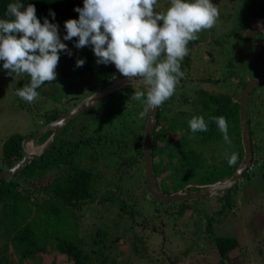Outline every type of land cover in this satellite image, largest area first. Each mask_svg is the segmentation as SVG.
Segmentation results:
<instances>
[{"label":"trees","instance_id":"obj_1","mask_svg":"<svg viewBox=\"0 0 264 264\" xmlns=\"http://www.w3.org/2000/svg\"><path fill=\"white\" fill-rule=\"evenodd\" d=\"M9 2L12 0H0V17L4 16L5 6ZM166 2L169 4V0ZM27 3L35 6L38 19L48 17L51 22L53 18L48 13L49 9L53 10L62 42L74 45L76 37L63 41V22L68 18H78L74 7L80 6L79 0H25L22 9ZM253 11L256 14L253 25L240 36V40L264 43V0H254ZM215 29L212 28V31ZM216 38H207L208 42L204 40L207 48L211 49V57L217 54L220 46L225 45V42ZM201 41L197 37L188 42L189 52L180 62L184 75L175 86L173 95L158 107L152 160L157 186L164 193L201 190L218 181H226L237 170L244 156L239 100L242 89L252 78L237 80L232 79L231 74L215 76L212 73L214 68L209 72H196L194 64L197 62L194 63L193 54ZM79 49H73L75 54L71 56L63 53L65 73L74 71L77 58H84L83 66L87 65L89 57L77 54ZM205 51L209 52L207 49ZM211 57L201 56L197 59L209 61ZM105 69L101 82L91 93L123 76L113 66ZM23 75L28 84L30 77ZM46 84L47 82L37 89V99L31 103L26 102L28 105L25 106L30 109V105L35 104L39 98L44 97L46 100L48 94L43 90ZM258 85L249 95L248 116L253 157L243 177L251 169H255L257 163L263 169L264 177V110L256 108L253 96ZM137 86L143 90L142 85L126 84L89 105L66 124L45 152L18 170L14 176L0 178V239L4 240L0 248V264H16L12 253L18 264H25L29 259L34 263L44 264V256L37 257L40 252L45 255L58 252L65 255L72 264H118L122 239L132 240L133 252L142 263L180 264L179 255H166L163 246L155 252L151 248L150 239L153 232H161L166 239L167 229L164 227L184 215L190 217L195 224L204 220L206 234L205 239L196 235L199 241L192 238L182 253L187 255L192 249H196L203 254V246L200 244L203 242L218 257L216 264H234L236 256L232 253L241 247L239 237L234 234H215L214 225L223 212L236 205L235 197L241 179L221 195L170 202L155 199L147 185L142 149L149 110L141 116L140 113L144 110L143 98L137 101L132 96ZM107 97L112 99V103L115 101V104L110 110H106H115L117 118L112 121L114 123H108L106 129L101 122L94 123L97 129L93 132L89 120L84 121V117L79 116L94 110L96 105L101 106ZM82 99L84 98L73 99L67 106L60 107L55 103L50 108H44L40 112V123L34 129L9 134L1 145L0 170L10 168L21 160L23 138L36 134ZM193 116H203L207 124L206 132L190 131L188 120ZM212 116H223L228 123L231 144L235 146L238 156L237 162L231 166L227 163L228 158L208 160L209 149L223 139L215 122L210 119ZM87 132L89 134L85 135ZM51 134V130L46 131L35 140L44 144ZM160 135L176 137L178 143L174 146L171 142L166 146L167 164L156 161V138ZM111 167L118 168V175L114 181L106 180L111 189L99 196L102 173ZM169 168L172 169L173 176L168 173L161 175ZM167 178L170 182H167ZM209 197L219 201L221 205L212 214L207 213L205 203L211 199ZM112 206L117 209L114 213L116 216H106V210ZM107 220L112 223L108 225ZM183 232L176 231L181 235L180 238L185 239ZM259 241L262 242L259 244V252L262 254L264 237ZM160 254L164 257L161 260L157 258ZM50 264H58L56 258Z\"/></svg>","mask_w":264,"mask_h":264},{"label":"rangeland","instance_id":"obj_2","mask_svg":"<svg viewBox=\"0 0 264 264\" xmlns=\"http://www.w3.org/2000/svg\"><path fill=\"white\" fill-rule=\"evenodd\" d=\"M79 1L82 7L83 0ZM212 2L219 12L218 18L212 27L216 29L213 31L212 28L202 29L197 33V37L201 38L202 43L197 45V49L193 54L194 63L197 62L194 64L197 68L196 72H209L214 68L212 73L215 76L219 75L223 77L226 74H231V78L237 80L254 78L264 70V43L262 41L258 43L256 41L246 42L240 40V36H243L244 33L249 30L256 18V14L253 11L254 0H212ZM168 5L166 0H157L154 9L156 11H163ZM216 31L218 32L217 34L215 33ZM237 32H239V34H237ZM215 37H217V40L225 42V45L220 46L217 54L211 57V49L207 48L204 40L208 42V40H206L207 38ZM67 45L70 47L69 50L71 53L75 54L73 49L76 47L71 43H67ZM206 49L209 52H206ZM77 54L89 57V59H87V65L75 67L73 72L69 73L67 71L65 73L63 70L65 56L61 53L55 69L57 73L56 78L54 81L47 82L43 89L48 94L47 97L45 96L46 100H44V97L39 98L38 101L43 102L39 103L37 101L35 104L40 106L37 107L33 103L30 105V109L25 106L28 105L26 104L27 101L22 100L15 94L18 87L27 85L23 73L9 75L7 74V70L0 69V150L3 140H5L9 134L17 131L22 132L24 130L30 131L34 129L40 123V112H42L44 108H50L51 105L55 103H58L60 107L63 105L67 106L70 102L74 101L73 99L78 100L79 98L90 96L93 94L91 91L98 87L102 76L106 73L104 72V70L106 71L105 67L113 66L115 68L112 63L107 65L103 63L97 64L91 46L82 47ZM201 56L203 58L211 57V59L209 61L197 59ZM77 68L80 69L78 70ZM136 88L139 89V86ZM253 96L255 98L254 105H256V108L264 110V83L258 85L257 90L253 92ZM114 104L115 101L112 103V99L107 97L102 102L101 106L96 105L93 107L94 110H91L85 115L84 112L79 118L84 117V121L89 120L93 132L97 129L95 124H99L100 122L104 125L103 128L106 129L108 123H114L112 121L117 118L115 110L113 112L106 110L107 108L110 110ZM249 105L251 113L252 102ZM121 107L123 106L121 105ZM101 109H104V111ZM89 132H91V130ZM89 132L85 133V135L89 134ZM156 139L158 143L156 161L167 164L166 157L168 150L166 146L171 142H173L175 146L177 139L170 135H160ZM42 145V143L35 139L30 142V146L33 150H37ZM235 151L236 149L233 144L226 143L222 139L218 144L213 145V147L209 149L207 154L209 156L208 160L211 161V159L214 158L220 161L221 159L228 158V156ZM83 158L84 157H82V159ZM259 166L260 165L257 163L255 169H251L247 175L241 177L239 190L235 197L237 199L236 205L233 209H228L227 212H223L220 215L218 223L214 225L215 234H234L239 237L241 247L232 253L233 256H236L234 264H264V251L262 254L259 252V244H262L259 239L264 237V177L263 169L261 170ZM167 173L172 175V169L169 168L167 171L162 172L161 175H166ZM102 175L103 181L99 187V196L106 194L111 189L106 180L114 181L118 175V168H108ZM161 175H159V178ZM169 178L171 179V177ZM169 178H167V182H170ZM219 182L222 181H218L217 183ZM205 203L208 207V214H212L214 210L221 207L220 202L214 198H211ZM110 209L106 210V216H116L114 213L117 209L113 206L110 207ZM107 221L109 222L108 225L112 223L110 220ZM204 222V220H200L195 224L190 217L186 215L180 216L164 227L167 229L166 239L163 238L161 232H153L151 235L152 238L150 239L151 248L155 252H158L159 247L163 246L167 252L166 255L174 257L175 255H179L178 261L180 264H196V261L197 264H216L218 257L214 254L213 249L204 245L203 242H200L203 246V254L196 249H192L187 255L182 253V251L189 246L192 238L195 241L200 240H198L197 236L205 239L206 225ZM181 230L184 231L182 236L186 237L185 239L180 238L181 235L176 233V231L181 232ZM142 232L145 233L149 231ZM131 241L130 239L121 240L122 250L119 255L118 264H145L140 262L137 258V254L133 252ZM3 243L4 240L0 239V248L3 246ZM29 253L31 254L32 251H29ZM38 254V258L44 256V264H50L53 258H56L58 264L73 263L69 261L65 255L58 252L49 255H45V253L42 252ZM157 258L161 260L164 257L160 254ZM12 259L14 263L18 264L17 258H15L13 253ZM25 264L38 263H34L29 259Z\"/></svg>","mask_w":264,"mask_h":264},{"label":"clouds","instance_id":"obj_3","mask_svg":"<svg viewBox=\"0 0 264 264\" xmlns=\"http://www.w3.org/2000/svg\"><path fill=\"white\" fill-rule=\"evenodd\" d=\"M157 0H83L75 6L78 18H68L64 24L63 41L77 39L79 49L91 46L97 64L112 63L118 72L135 78L143 90L136 89L135 100L143 98L144 110L158 108L171 97L184 73L180 62L188 54L187 44L197 39L202 29L212 28L218 9L212 0H169L168 7L156 11ZM25 0H12L0 17V69L7 74L23 73L30 77L27 85L18 87L16 96L31 103L39 95L37 89L54 81L61 53L72 55L58 35L55 13L37 18L35 6ZM160 22V23H158ZM19 33V35H17ZM84 58H77L82 67ZM226 143H231L228 123L223 116L210 117ZM191 132H206L203 116L188 120ZM237 153L228 156L229 166L237 162Z\"/></svg>","mask_w":264,"mask_h":264},{"label":"water","instance_id":"obj_4","mask_svg":"<svg viewBox=\"0 0 264 264\" xmlns=\"http://www.w3.org/2000/svg\"><path fill=\"white\" fill-rule=\"evenodd\" d=\"M264 81V70L254 78L250 79L240 94L239 100V114H240V124H241V140L244 149V156L240 162L237 170L233 175L226 181L211 184L201 190L188 191V192H173V193H164L157 186L155 175L153 171V137L154 130L157 119L158 108L149 110L147 122L144 128L143 134V158H144V172L147 180V185L149 188L150 194L160 202H170V201H182V200H193L205 196H214L221 195L226 193L235 183H237L243 176L245 170L251 164L253 151H252V142L250 135V125H249V116H248V102L250 92L258 84ZM135 78H127L125 76L116 78L111 83L107 84L100 90L94 92L90 96L82 99L72 107L68 108L56 119L52 120L44 127H42L36 134L28 135L22 140L23 145V157L15 165L10 168L0 170V178H9L14 176L18 170L24 168L26 165L32 162L39 154H42L46 151L48 146L54 140V138L59 134V132L66 126V124L78 113L83 111L89 105L100 100L105 95L117 90L125 84H139ZM52 131L51 136L47 141L37 150H33L30 146V142L43 134L46 131Z\"/></svg>","mask_w":264,"mask_h":264}]
</instances>
